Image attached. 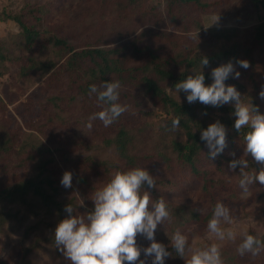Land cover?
<instances>
[{
	"label": "trees",
	"instance_id": "16d2710c",
	"mask_svg": "<svg viewBox=\"0 0 264 264\" xmlns=\"http://www.w3.org/2000/svg\"><path fill=\"white\" fill-rule=\"evenodd\" d=\"M249 1L264 12V0ZM102 5L114 16L115 35L84 44L50 28L43 9L15 12L4 7L0 11V22L12 21L19 28L17 34H0V79L14 75L26 91H41L24 102V125L0 130V229L16 215L12 207L27 206L31 198L64 209L65 194L72 189L61 185L65 171L54 167L59 161L48 143L60 145L65 139L64 149L69 148V156L78 160L68 171L86 213L94 210L90 194L115 171L142 167L156 178V188L145 185V190L154 200L163 196L171 212V220L157 227L159 243L170 253L164 264H184L170 245L177 230L194 243L205 236L218 201L237 215L240 206L264 204V185L256 182L250 186V196L241 199L240 168H229L233 159L244 156V135L249 130L238 133L233 127L235 101L221 107L198 101L189 104L186 93H177L175 85L201 70L202 57L209 60L202 69L206 85L213 82V68L232 61L240 76H230L226 85L235 86L242 98L264 114V98L259 95L264 87V19L246 36L236 29H205L203 17L216 6L213 0H102ZM120 23L133 30L124 34ZM237 60H247L250 67H240ZM117 80L122 85L119 102L129 105V110L109 127L93 121L89 131L88 117L101 110L96 95H89L90 85ZM174 117L180 118V126L170 130ZM217 120L227 129V146L213 159L200 136ZM245 158L248 172L264 167L250 154ZM68 159H63L66 164L71 163ZM177 192L194 196L196 202L169 201V195ZM62 216L68 213L60 221ZM259 238L264 240V234ZM239 242L222 247L225 264H264V252L256 257L238 255ZM38 247L37 242L27 247L24 258ZM249 257L258 259L251 263ZM140 259L152 264L153 257L143 254ZM25 263L24 259L16 264ZM0 264L12 262L0 258Z\"/></svg>",
	"mask_w": 264,
	"mask_h": 264
},
{
	"label": "clouds",
	"instance_id": "9594fccd",
	"mask_svg": "<svg viewBox=\"0 0 264 264\" xmlns=\"http://www.w3.org/2000/svg\"><path fill=\"white\" fill-rule=\"evenodd\" d=\"M189 36L195 38L192 33ZM236 63L244 69L250 67L247 60H237ZM208 64V58L202 57L201 70L178 82L175 89L177 93H186L189 104L198 101L206 106L221 107L235 101L236 119L233 127L238 133L245 128L249 130L244 135V156L238 160L233 159L229 168L235 170L239 166L241 199H247L250 196V186L256 182L264 185V167L258 172H248L246 169L249 168V162L245 158L250 154L256 162L264 165V114L251 102L243 103L235 86L226 85L225 81L230 76L237 79L240 76L232 61L212 69L213 82L210 85L205 84L202 71ZM121 88L118 80L104 81L99 86L90 85L89 95H96L101 110L88 117L85 127L89 131L93 128V121L98 119L105 127H109L129 110V105L119 102ZM259 95L264 98V87ZM179 126L180 118H172L170 130H176ZM226 137L227 129L219 120L201 131L200 139L209 149L210 158L214 159L224 151L227 146ZM61 185L65 188L72 187L70 171L63 173ZM145 185L148 189L156 188V178L146 168L117 170L93 194L91 199L94 210L83 215H73L76 209L71 204L65 206L68 216L58 222L54 242L70 264H137V261L145 264L140 259L142 251L145 257H153L152 264H164L170 253L164 244L156 241L155 232L158 225L171 220V212L164 197L154 200L151 192L145 190ZM82 205L83 201L79 206ZM138 235L150 241V245L141 248L137 244ZM238 238V255L250 254L256 257L264 252V240L242 228L231 210L218 201L207 223L206 235L202 237L210 243L203 247L195 246L194 243H189L187 235L177 230L170 237V245L184 259V264H225L222 243H236Z\"/></svg>",
	"mask_w": 264,
	"mask_h": 264
},
{
	"label": "rangeland",
	"instance_id": "374dc122",
	"mask_svg": "<svg viewBox=\"0 0 264 264\" xmlns=\"http://www.w3.org/2000/svg\"><path fill=\"white\" fill-rule=\"evenodd\" d=\"M216 6L207 12L203 17L205 29H236L246 36H251L254 27H256L263 19L264 12L252 1L249 0H213ZM102 0H0V11L4 7H9L15 12L22 9H43L46 11V24L54 31L61 35H68L77 41L82 42H98L100 40H111L115 35L114 16L109 14L108 10L102 7ZM217 20V21H216ZM129 24L120 23L123 33L127 30H133ZM137 27L138 25H132ZM18 26L12 21L0 22V34H17ZM113 34V35H112ZM112 35V36H110ZM258 67L262 64L260 60L257 62ZM261 68V67H260ZM263 69V68H261ZM14 75H7L0 79V97L5 102L6 108L0 109V130L7 125L11 131L17 126L24 125L22 121V113L24 112V102L30 100L33 92H41L36 90L26 91L21 86ZM22 97V99H20ZM243 103L250 101L241 98ZM76 113H74L75 115ZM74 130V129H73ZM74 132L77 133L76 130ZM72 132V136L74 135ZM69 140V138H68ZM63 141V142H62ZM60 145L53 144L49 149L51 155L59 161L54 167L62 168L68 171L71 166H77L78 160L70 157L69 148L64 149L63 139ZM90 154V153H87ZM68 157L70 164H66L63 160ZM53 160V158H51ZM80 161V160H79ZM67 165V166H66ZM67 168V169H66ZM34 173H37L34 171ZM36 176V175H34ZM97 181H94L95 186ZM98 184V183H97ZM72 192L65 194V206L71 204L76 214H86L84 200L77 188L72 182ZM93 194H90L92 198ZM241 196V194H240ZM173 203H189L194 204L196 199L194 196H187L183 192L172 193L168 197ZM83 201V205L79 206ZM64 206V209H65ZM54 205H44L35 199H29V204L14 205L12 213L14 217L9 218L7 224L0 229V258L9 260L12 264L26 261L25 264H70L64 257L62 252L55 246L54 232L61 215L65 210ZM237 215L233 216L240 223L241 227L249 231H254L257 236L264 234V204L259 203L252 207H238ZM67 213V212H65ZM63 219L65 216H62ZM160 230L155 232L157 242L161 241ZM206 235V234H205ZM240 241L239 238L236 242ZM34 242L39 243V247L34 252L24 258V250ZM150 241L143 236H137V244L141 248L150 245ZM210 243L202 238L195 239L194 244L203 247ZM231 242H223L222 247H226ZM143 251L141 255H143ZM258 257L253 260L248 258V262L255 263ZM139 264V261H137Z\"/></svg>",
	"mask_w": 264,
	"mask_h": 264
}]
</instances>
